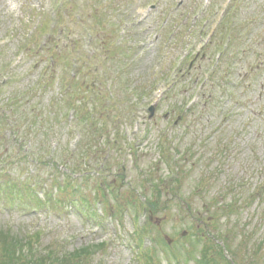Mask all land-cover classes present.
<instances>
[{
	"label": "rangeland",
	"instance_id": "obj_1",
	"mask_svg": "<svg viewBox=\"0 0 264 264\" xmlns=\"http://www.w3.org/2000/svg\"><path fill=\"white\" fill-rule=\"evenodd\" d=\"M0 228L70 264H264V0H0Z\"/></svg>",
	"mask_w": 264,
	"mask_h": 264
},
{
	"label": "trees",
	"instance_id": "obj_2",
	"mask_svg": "<svg viewBox=\"0 0 264 264\" xmlns=\"http://www.w3.org/2000/svg\"><path fill=\"white\" fill-rule=\"evenodd\" d=\"M229 9V7H228ZM226 10L224 13L227 14L229 10ZM223 22H226V19L224 17L222 18L221 24ZM220 24V25H221ZM92 85H84V89L87 92L88 89H91ZM93 91V90H92ZM154 203H151V208L153 207ZM209 234V233H208ZM211 239H220L223 243L224 249H227V251H231L229 248V245L227 243V240L224 238H220L217 236L215 238L213 235H210ZM27 241V239H22L21 236L11 233L10 231L4 230L0 228V264H70L69 260L73 258L82 257L87 253V250L90 251L87 247H82L81 249L73 251L72 254H70L69 257H59L58 259L52 258V260H49V256H38L35 257L32 255L30 256H21L23 254V247L22 243ZM209 246H202L201 247V256L197 259L202 264H211L210 261H212V258H208L207 252H208ZM218 254L221 256V258H224L222 255L223 248L217 245ZM235 255V254H234ZM210 259V260H209ZM234 261V260H232ZM227 264H232L231 262ZM234 264V263H233Z\"/></svg>",
	"mask_w": 264,
	"mask_h": 264
},
{
	"label": "water",
	"instance_id": "obj_3",
	"mask_svg": "<svg viewBox=\"0 0 264 264\" xmlns=\"http://www.w3.org/2000/svg\"><path fill=\"white\" fill-rule=\"evenodd\" d=\"M151 109V112H152V108H150Z\"/></svg>",
	"mask_w": 264,
	"mask_h": 264
}]
</instances>
